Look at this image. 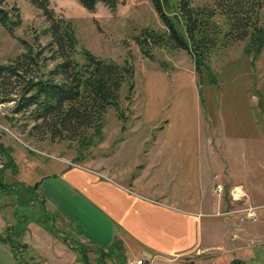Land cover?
I'll list each match as a JSON object with an SVG mask.
<instances>
[{
  "label": "rangeland",
  "instance_id": "374dc122",
  "mask_svg": "<svg viewBox=\"0 0 264 264\" xmlns=\"http://www.w3.org/2000/svg\"><path fill=\"white\" fill-rule=\"evenodd\" d=\"M177 2L165 0L169 14H173ZM0 4L20 18L11 32L0 23V63H7L24 50L21 38L28 41L38 38L42 44L50 38L44 32L49 17L31 0H0ZM48 8L56 20L64 18L72 22L78 49L85 47L100 57L132 63L134 88L127 98V83L122 84L119 108L110 106L104 112L100 140L93 135V128L87 130L83 139L42 137L37 131L29 132L32 121L22 113H13L12 102H0V184L5 183L0 187V208L4 199L10 205L15 195L20 199L25 197L18 177L36 181L37 175L47 168L46 161L41 159L102 168L122 167L124 162V168L131 167L124 171V176L141 179L148 165L145 155L149 147L154 145L159 151L170 147L195 165V150L202 146L214 153L212 160L218 162L219 168H215L213 177L224 186L221 197L226 210L217 213L239 217L242 208L254 206L258 214L259 205L255 201L264 199L261 196L264 193V48L252 63L243 52L244 40L217 45L209 59L211 81L209 75L196 72L186 49L162 44L151 49L152 58L141 52L135 35L144 28L165 29L150 0H124L114 9L98 2L94 10L85 8L78 0H49ZM260 16L264 24V0ZM53 63L47 62L48 66ZM163 131L164 141L153 138ZM149 134L154 135L144 138ZM89 140L93 141L86 145ZM29 152L38 154L42 166L28 160ZM35 184L38 182L32 184L33 191L37 189L33 187ZM41 206L39 200L34 205L19 203L20 210L30 213L34 207ZM224 233V225L215 219L208 231L210 239L228 246L229 238ZM18 243L12 241L15 247ZM209 253L215 259L201 260L199 255H190L183 262L244 264L243 260H228L227 255L216 249ZM253 255L252 259L259 257L264 262V246ZM119 260L124 264L123 257ZM255 261L247 260L245 264ZM162 262L174 264L165 263L164 259Z\"/></svg>",
  "mask_w": 264,
  "mask_h": 264
},
{
  "label": "crops",
  "instance_id": "0c3cea01",
  "mask_svg": "<svg viewBox=\"0 0 264 264\" xmlns=\"http://www.w3.org/2000/svg\"><path fill=\"white\" fill-rule=\"evenodd\" d=\"M158 133L153 138L164 141V131ZM195 152L194 165L170 147L159 151L153 145L146 151L148 165L141 179L125 177L131 167L124 168V162L102 168L41 159L47 168L36 181L17 176L25 197L15 195L12 205L3 198L0 264H121V257L127 264L132 256L155 254L169 263L194 264L183 259H215L209 253L214 249L228 260L264 264L259 257L252 259L264 246V199L255 201L256 221L217 213L226 210L223 182L213 177L219 164L211 150L198 146ZM29 153L28 160L42 166L38 154ZM35 182L33 191L28 187ZM36 200L42 206L33 212L19 209V203L34 205ZM215 219L225 227L228 246L215 244L208 235ZM13 240L19 242L16 247Z\"/></svg>",
  "mask_w": 264,
  "mask_h": 264
},
{
  "label": "trees",
  "instance_id": "16d2710c",
  "mask_svg": "<svg viewBox=\"0 0 264 264\" xmlns=\"http://www.w3.org/2000/svg\"><path fill=\"white\" fill-rule=\"evenodd\" d=\"M31 1L49 17L44 32L50 38L44 44L38 38H21L24 50L7 63H0V102H12L11 111L24 114L32 121L29 132L37 131L42 137L83 139L93 128V135L100 140L104 112L110 106L119 108L123 83H127L126 97L132 95L133 65L100 57L85 47L78 49L72 22L53 18L49 0ZM122 1L78 0L89 10H94L98 2L114 9ZM150 1L165 29L144 28L134 36L148 57H153L151 49L162 44L186 49L196 72L209 75L212 81L209 59L217 45L244 40L243 52L252 63L264 48L260 16L263 0H178L173 14L165 9V0ZM11 11L0 4V23L10 32L20 21ZM49 60L54 61L51 66ZM2 183L0 187H4ZM236 261L241 260L232 262Z\"/></svg>",
  "mask_w": 264,
  "mask_h": 264
},
{
  "label": "built area",
  "instance_id": "2783aa9c",
  "mask_svg": "<svg viewBox=\"0 0 264 264\" xmlns=\"http://www.w3.org/2000/svg\"><path fill=\"white\" fill-rule=\"evenodd\" d=\"M222 184H217V189L222 190ZM242 213L239 216L240 220H252L256 221L258 219V214L256 208L254 206H248L246 208L241 209ZM231 210L226 211V213H230ZM162 256L155 254L149 257L145 256H132L127 259V264H162ZM165 262H168V259H164Z\"/></svg>",
  "mask_w": 264,
  "mask_h": 264
}]
</instances>
